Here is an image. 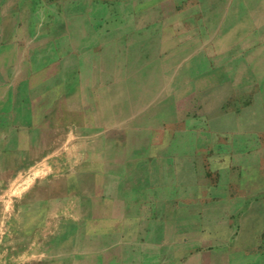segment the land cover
Returning a JSON list of instances; mask_svg holds the SVG:
<instances>
[{
    "label": "crops",
    "instance_id": "1",
    "mask_svg": "<svg viewBox=\"0 0 264 264\" xmlns=\"http://www.w3.org/2000/svg\"><path fill=\"white\" fill-rule=\"evenodd\" d=\"M60 1L0 0V264H264L244 222L264 163L213 160L227 151L175 95L193 32L254 43L260 0H70L75 31L49 53L32 12Z\"/></svg>",
    "mask_w": 264,
    "mask_h": 264
},
{
    "label": "rangeland",
    "instance_id": "2",
    "mask_svg": "<svg viewBox=\"0 0 264 264\" xmlns=\"http://www.w3.org/2000/svg\"><path fill=\"white\" fill-rule=\"evenodd\" d=\"M259 3L264 8V0ZM69 8L70 0H62L48 4L47 11L41 12V15L37 11L32 12V38L46 36L49 53L54 51L55 39L71 37L75 31L71 27ZM253 31L254 36L250 41L255 42L245 40L241 44L217 42L214 29L208 28L206 32L198 34L193 32V39L202 36L204 42L193 43V56L196 57L191 62L190 75L181 76L180 79L182 84H186L185 89L175 93L177 114L186 116V121L190 119L192 133L207 132L208 147H221L229 154L227 156L225 152L218 157L213 154L212 159L218 163H229L233 151L239 153L238 162L244 163L248 153H253V150L264 163V9L257 12ZM27 34L23 28L16 33L19 37ZM36 45L33 43L32 49ZM27 47L17 44L16 49L23 54ZM35 55H32L33 58ZM19 62L16 60L17 67ZM43 62L37 59L32 64L35 66ZM46 62L54 74L57 70L56 60ZM65 67L71 68L70 60ZM187 127L186 124V130ZM249 212L244 222L252 224L251 227L263 234L264 220H253L251 214L264 212V203L250 205Z\"/></svg>",
    "mask_w": 264,
    "mask_h": 264
}]
</instances>
